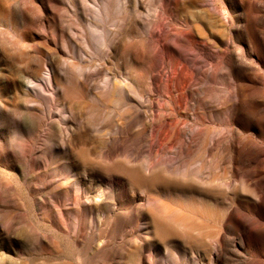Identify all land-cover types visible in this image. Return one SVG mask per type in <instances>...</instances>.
Wrapping results in <instances>:
<instances>
[{"label": "rangeland", "instance_id": "1", "mask_svg": "<svg viewBox=\"0 0 264 264\" xmlns=\"http://www.w3.org/2000/svg\"><path fill=\"white\" fill-rule=\"evenodd\" d=\"M103 1L0 0V264H186L190 256L197 258L190 264H202L205 241L217 239L227 240V250L212 264H264V201L245 212L237 196L231 207L232 194L248 189L245 178L230 173L215 151L196 146L185 154L181 147L192 133L197 95L173 113L169 136L163 94L148 92L147 84L165 74L160 32L187 18L198 40L215 39L206 1L108 0L107 18L99 11ZM102 29L116 30L117 38L100 52ZM48 32L67 39L70 50ZM51 55L58 77L72 62L89 65L92 74L91 88L78 86L67 104L70 119L48 79ZM36 73L32 90L25 82ZM107 76L136 85L144 99L132 102V126L122 90L116 104L111 93H98ZM195 82L193 75L189 93ZM60 117L65 145L48 129ZM238 123L243 135L258 134L246 117ZM114 125L120 134L103 142L100 135ZM255 176L264 191V173Z\"/></svg>", "mask_w": 264, "mask_h": 264}, {"label": "bare ground", "instance_id": "2", "mask_svg": "<svg viewBox=\"0 0 264 264\" xmlns=\"http://www.w3.org/2000/svg\"><path fill=\"white\" fill-rule=\"evenodd\" d=\"M138 1L141 0H134L135 3ZM205 1L208 7L206 12L214 15L217 21V28L212 31L215 39L209 40L205 37L203 40H198L196 38L197 29L187 18H184L177 26L168 27L163 35L160 32L161 42L158 44V49L161 51L165 74L159 76L158 82L151 81L147 84L149 85L148 92L163 94L164 106L168 112L163 129L167 130L169 136L173 130V113H179L182 105H184L183 110H186L185 106L192 99V95H197L193 111L192 133L187 135L188 139L181 142V147L185 154L188 153L190 147L196 146L202 148V152L215 151L223 156L220 163L226 157L225 161L228 163L226 169L232 174L233 172L239 173L248 185L243 195L236 192L232 194L231 207H234L235 198L239 196L238 201L244 206L245 212H251V206L264 201V191L261 186L257 185L255 176L256 173H264V128H261V125L264 126V0ZM103 2L102 9L100 7L99 11L104 18H107L106 11H110L107 7L109 1L104 0ZM101 20H103L102 17ZM116 33V30H111L108 35H105V30L102 29L98 35L100 40L99 44H96L97 50L103 51L98 47L101 45L109 48L115 47ZM86 36H84V44L86 48H90L91 43ZM44 38L45 41L42 40L47 44L46 36ZM49 38L53 42L61 41L64 48L70 50V43L64 37L52 32ZM249 56L254 57L255 62L249 60ZM127 60L129 64L133 61L130 55ZM86 61V59H80V62ZM56 62L54 56L51 55L49 59L51 71L47 72L48 79L55 89L56 99L60 100V112L66 113V119H70L73 111L67 104L71 101L70 99L77 96L78 86L83 89L91 88L89 81L92 74L86 71L89 65L72 62L65 65L62 76L58 77L55 73ZM193 75L196 82L192 87L196 89L189 93L186 88L190 87L189 80ZM34 77H39V74L29 76L25 82V85L32 90L34 85L29 84H34L32 80ZM115 81L113 77H105L102 80V86L98 87V93L101 95L111 93L115 103L117 90H122L126 101L118 100L124 105L128 125L132 126L134 117L131 114L136 110L132 102L135 100L143 102L144 99L136 91V85L127 87L121 79ZM133 83L136 84V81ZM35 85L42 90L45 87L40 82ZM211 98H217V100L213 103ZM35 100L25 99V102ZM32 115L36 116L34 113ZM243 116L254 125L258 134L243 135V128L238 123V119ZM214 119L218 120V124L214 125ZM62 120L63 118L60 117L57 121H50L48 129L61 134L65 145L69 143L67 137L69 134L65 135V129L60 124ZM233 123L235 124L231 125ZM115 125L110 131L100 135L103 142L116 140L120 132L116 130ZM253 138L258 141V143L254 141L256 144L254 146L248 143ZM128 141L132 143L131 139ZM250 157L263 158L250 162ZM187 174L186 171L184 175L188 176ZM205 244L207 246L205 250L208 253L203 255L202 264H212L218 261L220 254L227 250L226 239L206 240ZM170 257L175 260L172 252H170ZM225 259L231 260L230 258ZM185 260H188L185 261L186 264H190L194 263L197 258L190 256Z\"/></svg>", "mask_w": 264, "mask_h": 264}]
</instances>
